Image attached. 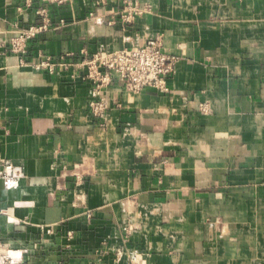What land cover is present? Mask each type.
<instances>
[{
  "label": "crops",
  "instance_id": "1",
  "mask_svg": "<svg viewBox=\"0 0 264 264\" xmlns=\"http://www.w3.org/2000/svg\"><path fill=\"white\" fill-rule=\"evenodd\" d=\"M142 1L125 25L123 0H0V244L20 264H264V0ZM41 11L53 28L6 52ZM157 36L170 92L115 77L95 118L75 65Z\"/></svg>",
  "mask_w": 264,
  "mask_h": 264
},
{
  "label": "built area",
  "instance_id": "2",
  "mask_svg": "<svg viewBox=\"0 0 264 264\" xmlns=\"http://www.w3.org/2000/svg\"><path fill=\"white\" fill-rule=\"evenodd\" d=\"M44 1L64 6L74 0ZM104 1L100 0V3ZM149 14H153V6L149 2L123 0L121 9L110 13L112 21L109 24H114L118 18L121 23L132 25L138 18ZM40 15L45 18L44 24L21 30L8 46H4L6 52L22 58L26 57L29 42L53 28L51 20L46 18V12L41 11ZM89 17L96 19L94 14ZM179 61L178 56L165 52L164 39L162 36H157L140 47L113 53L99 52L75 66L87 70L84 78L94 87L93 100L90 102L91 112L95 118L105 122L111 109L106 92L115 83V77L119 78L126 92L140 94L154 89L159 93H169V80L175 75ZM54 67L55 64L49 59L41 63V68L49 71H53ZM202 109L204 112L207 111L206 106H202ZM1 178L6 189L14 187L11 177L4 174ZM24 253V250H12L0 244V264H20Z\"/></svg>",
  "mask_w": 264,
  "mask_h": 264
}]
</instances>
